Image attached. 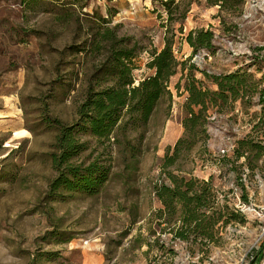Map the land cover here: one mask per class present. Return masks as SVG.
Wrapping results in <instances>:
<instances>
[{"label":"rangeland","instance_id":"obj_1","mask_svg":"<svg viewBox=\"0 0 264 264\" xmlns=\"http://www.w3.org/2000/svg\"><path fill=\"white\" fill-rule=\"evenodd\" d=\"M165 1L41 0L25 7L20 0H0V264H255L260 259L263 167L259 163L253 170L240 167L233 173L217 158H230L235 142L251 133L258 106L242 111L237 104L233 119L210 117V156L184 164V171L196 179L211 177L218 204L243 222L219 223L216 243L204 246L173 240L166 225L156 226L149 219L160 207L152 189L165 148L182 133L186 94L182 88L178 95L173 89L180 73L170 79L171 101L161 103L141 139L137 141L134 133L129 136L128 144L136 147L133 156L118 140L81 139L88 144L80 162L96 159L110 166L109 179L97 195L60 202L45 198L55 176L49 162L55 132L45 120L76 122V109L103 60L91 46L106 31L134 49L135 84L150 76L149 53L163 47L169 24L161 6ZM173 1L183 2L181 10L188 7L181 22L170 24L179 62L192 56L188 64L198 69L231 72L247 66L254 49L264 46V0H245L242 11L234 14H218L207 0ZM179 27L184 35L190 30L211 31L214 55L193 56ZM249 71L264 84V63ZM60 233L70 235V242H56ZM136 237L143 241L140 245L134 243Z\"/></svg>","mask_w":264,"mask_h":264},{"label":"trees","instance_id":"obj_2","mask_svg":"<svg viewBox=\"0 0 264 264\" xmlns=\"http://www.w3.org/2000/svg\"><path fill=\"white\" fill-rule=\"evenodd\" d=\"M20 1L25 7H33L41 0ZM207 3L217 7L218 14H234L242 11L245 0H207ZM182 4H175L173 0L161 3L169 20L163 47L149 53L146 68L153 73L137 84L133 78V71L137 69L134 49L123 46L110 31L92 43L91 50L102 54L103 60L90 77L76 109V122L64 125L57 119L45 120L55 132L54 151L49 155L55 176L48 184L45 198L49 202H60L76 196L97 195L109 179L110 166L96 159L87 164L80 162L79 157L86 152L88 144L81 139H93L96 143L118 140L124 145V151L133 156L136 147L128 144L129 136L134 133L137 141L141 139L161 103L171 101L170 79L180 73L173 89L177 95L181 88L186 94L180 121L182 133L173 146L165 148L158 181L152 189L153 198L160 207L149 219L156 226L166 225L173 240L206 246L216 243L219 223L225 226L230 222L242 223L243 219L226 205L218 204L211 177L207 181L196 179L184 171V164L190 159L203 162L210 156L207 147L210 117L230 115L229 119H233L232 113L238 104L242 111L258 106V115L253 118L257 122L250 134L235 142L231 157L219 155L218 162L229 164L233 173L240 167L253 170L259 163L264 170V133H259L264 131V84L262 77L256 79L249 71L264 63V46L254 49L252 61L247 66L231 72L208 73L198 69L188 64L192 56L179 62L172 49L174 34H169L173 20L181 22L186 16L188 7L181 10ZM174 14H178L177 19H172ZM177 31L193 56L198 53L214 55L211 31L190 30L185 35L181 27ZM242 202L247 204L246 197ZM71 239L64 233L54 238L56 242L65 243ZM142 242L139 237L134 239L139 245Z\"/></svg>","mask_w":264,"mask_h":264},{"label":"built area","instance_id":"obj_3","mask_svg":"<svg viewBox=\"0 0 264 264\" xmlns=\"http://www.w3.org/2000/svg\"><path fill=\"white\" fill-rule=\"evenodd\" d=\"M264 243V238H263ZM260 259L255 264H264V245L261 249V252L259 253Z\"/></svg>","mask_w":264,"mask_h":264},{"label":"bare ground","instance_id":"obj_4","mask_svg":"<svg viewBox=\"0 0 264 264\" xmlns=\"http://www.w3.org/2000/svg\"><path fill=\"white\" fill-rule=\"evenodd\" d=\"M15 136L18 138L17 133L15 134ZM14 144H16V142ZM10 146H11L10 144H6V147H10Z\"/></svg>","mask_w":264,"mask_h":264}]
</instances>
